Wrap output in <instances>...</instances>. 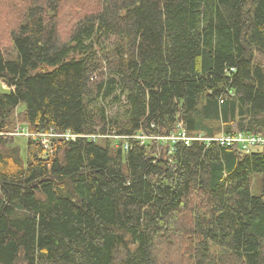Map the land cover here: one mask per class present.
I'll list each match as a JSON object with an SVG mask.
<instances>
[{
    "label": "trees",
    "instance_id": "16d2710c",
    "mask_svg": "<svg viewBox=\"0 0 264 264\" xmlns=\"http://www.w3.org/2000/svg\"><path fill=\"white\" fill-rule=\"evenodd\" d=\"M0 81V264H264V147L172 139L264 137V0H0Z\"/></svg>",
    "mask_w": 264,
    "mask_h": 264
},
{
    "label": "built area",
    "instance_id": "2783aa9c",
    "mask_svg": "<svg viewBox=\"0 0 264 264\" xmlns=\"http://www.w3.org/2000/svg\"><path fill=\"white\" fill-rule=\"evenodd\" d=\"M180 128L182 125L179 126ZM19 130V128H18ZM18 135H25L27 137H33V138H39L42 142V144L48 149H51V141L56 138H74L73 135L70 134H54V133H42V134H30L28 131L25 130L24 133H17ZM133 139H138L142 142H145L147 139H150V136H147L146 134H142L140 136L132 137ZM172 139H179V140H205V141H217L221 145L227 146V145H233L236 143H242L244 148L247 149V151H250L252 147H264V137H247L244 134H238L237 136H227V135H220L216 138H202V137H194V138H188L186 136V133L183 131L181 137H172ZM143 144V143H142ZM126 147H128L126 145Z\"/></svg>",
    "mask_w": 264,
    "mask_h": 264
},
{
    "label": "rangeland",
    "instance_id": "374dc122",
    "mask_svg": "<svg viewBox=\"0 0 264 264\" xmlns=\"http://www.w3.org/2000/svg\"><path fill=\"white\" fill-rule=\"evenodd\" d=\"M6 89H7L6 85L3 84V83L0 81V93L3 92V91H5ZM123 109H124V107H123V106L121 107L120 104L113 105V106L111 107L109 113H110V115H111L112 117H116V116H117V117H119V118H122V115H121V114H122V112H123ZM16 124H21L19 118L17 119ZM17 126H18V125H17ZM253 185H254V188H253V190H254V194H259V193H260V189H261V179H260V176H259V175H257V176L255 177Z\"/></svg>",
    "mask_w": 264,
    "mask_h": 264
}]
</instances>
